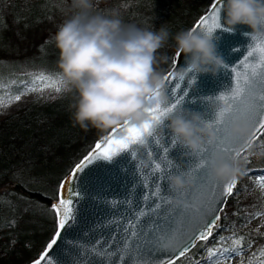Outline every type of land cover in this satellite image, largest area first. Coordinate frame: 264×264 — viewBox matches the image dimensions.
<instances>
[{
  "label": "trees",
  "instance_id": "obj_1",
  "mask_svg": "<svg viewBox=\"0 0 264 264\" xmlns=\"http://www.w3.org/2000/svg\"><path fill=\"white\" fill-rule=\"evenodd\" d=\"M70 0H0V93H16L29 81L32 70L52 76L59 72L58 49L46 39H32L50 17L61 15L58 26L71 14ZM209 0H100L95 11L119 8L125 23L174 35L189 28ZM174 41L158 50L156 65L162 74L171 64ZM75 94L60 91L35 97L0 117V264H25L44 247L55 230L51 201L63 175L94 140L106 131L74 126L70 105ZM256 141L264 143V132ZM254 140V141H255ZM264 167V158H249L245 169ZM212 236L196 241L178 264L202 260L204 245L236 240L245 247L264 235L247 224L248 211L231 195L219 214Z\"/></svg>",
  "mask_w": 264,
  "mask_h": 264
},
{
  "label": "water",
  "instance_id": "obj_2",
  "mask_svg": "<svg viewBox=\"0 0 264 264\" xmlns=\"http://www.w3.org/2000/svg\"><path fill=\"white\" fill-rule=\"evenodd\" d=\"M209 8L208 4L205 11L195 18L189 28ZM197 30L204 32L203 28H197ZM250 31L247 25L238 24L234 26L233 32L222 28L213 33L217 38L214 39L217 51L225 64L215 75L197 74L195 84L187 77L180 79L177 76L180 67L185 64V54L181 53L177 65L173 63L176 60L174 56L176 51H174L170 66L162 73L164 82L160 91L166 97V102L159 103L160 107H169L179 101L174 110L185 108L200 112L202 120L211 123V117L224 107L217 98L220 95L229 94L235 86L233 69L243 72L240 62L248 55V51L257 44L264 45V36H257L253 40V37L244 35L245 32ZM258 59V55L253 56L249 63H258ZM166 75L167 81H165ZM253 88L255 95L262 94L258 83L253 85ZM157 103L153 99L146 103V107H155ZM148 118L146 114V120ZM237 119L239 118L230 117L222 127L227 129L228 125ZM243 121L251 125V141L253 142L252 122ZM120 125L113 134L114 138L126 135L123 124ZM110 130L98 136L63 175L57 187V198L51 201L50 206L57 203L60 198L61 181L71 176L75 165L92 150L96 142H103V138ZM260 133L257 132L256 135ZM173 140L166 122H163L154 126L151 138L145 137L143 144L130 145L124 154L114 158V162L94 161L92 165L86 166L81 173H78L80 178L71 185L75 191L81 193L80 203H74L72 206L75 219L71 221L72 227L61 231L57 244L49 252L44 264H166L172 252L175 251L170 239L172 234H178L181 240H187L194 230L202 229L206 221L212 219L214 211L219 216L226 203L221 204L220 209L217 210V205L220 203L219 193L223 192L224 187L232 181L221 182L211 178L207 166L204 171L208 174L211 190L206 185H194V177L190 174L189 167L195 168L199 163V157L194 156L195 152L181 147L175 140V144L170 143ZM241 143L239 140L233 141L231 154L220 155L230 158L233 155L242 154L245 150L240 148ZM207 146L212 147V145ZM185 158H188L187 163ZM157 164L162 169L159 173L155 170ZM181 172L189 174L192 178L191 184L182 191V195L172 192L167 184L169 175ZM154 175L158 177L156 184H164L167 191H162V195L165 200L170 201V204L160 209L152 204L153 199H156L159 204V198L149 195L156 190V185L149 187ZM160 176L165 179L161 181ZM68 187L69 185L66 184L64 191L66 198H68ZM81 188L85 190L81 191ZM189 189L191 192L188 191ZM169 197L178 198L182 203L176 204ZM228 197L224 198L225 201ZM139 212L147 213V215L138 219ZM56 230L57 224L44 247L25 264H33L44 253L46 245L51 241ZM193 243L195 244L196 241Z\"/></svg>",
  "mask_w": 264,
  "mask_h": 264
},
{
  "label": "clouds",
  "instance_id": "obj_3",
  "mask_svg": "<svg viewBox=\"0 0 264 264\" xmlns=\"http://www.w3.org/2000/svg\"><path fill=\"white\" fill-rule=\"evenodd\" d=\"M99 0H70L71 14L58 26L49 42L58 49V77L62 91L74 93L70 105L74 126L84 131L109 130L124 121L139 125L146 120V103L153 97L165 103L163 75L157 70V53L169 40L175 51L185 54V64L177 76L195 84L197 74L215 75L225 62L217 51L214 34L186 28L172 35L161 26L158 30L125 23L119 8L97 12ZM222 27L233 32L238 24L247 25L248 37L264 36V0H223ZM172 137L181 147L196 152L202 144L212 145L216 132L204 122L200 112L185 108L168 112L162 118ZM159 124L155 125L158 126ZM228 135L243 142L242 150L256 159L264 158V146L251 141V125L234 120ZM245 159L238 154L230 158L214 153L208 164L211 178L228 182L244 175ZM192 182L181 172L167 177L174 193L185 190ZM253 194L264 202V183H256ZM174 203L180 204L178 198Z\"/></svg>",
  "mask_w": 264,
  "mask_h": 264
},
{
  "label": "snow or ice",
  "instance_id": "obj_4",
  "mask_svg": "<svg viewBox=\"0 0 264 264\" xmlns=\"http://www.w3.org/2000/svg\"><path fill=\"white\" fill-rule=\"evenodd\" d=\"M210 8L206 11L204 15H201L197 21L194 22L191 28H203L204 32L208 34H213L217 30L222 29L221 23V8L222 0H209ZM256 38L253 37V40ZM181 53H174L176 60L173 63L179 64ZM258 55V63H249L250 58ZM241 67L244 69L243 72L236 70L235 72V86L231 89L229 94L220 95L217 99L218 101L224 104L223 108H220L214 115L211 117V123L208 125L214 128L216 132V141L212 144V147L209 148L207 144H202L198 150L194 153V156L199 157V163L196 164L195 168L189 167L190 174L194 177V185H206L209 190H211V183H209L208 174L204 171L209 164L210 158L213 153L222 154L228 153L231 154V143L233 141L242 140L228 135L226 128L222 127L227 119L239 118L241 120H248L252 122L253 132L252 140L257 138V132H264V45L257 44L254 48L248 51V55L240 62ZM42 79V78H38ZM168 77L165 76V81ZM55 90L57 92L61 91L60 81H54ZM259 84L261 95H255L253 85ZM42 89L30 88L28 91H41ZM171 87L169 88V91ZM155 96V94H154ZM149 97L148 101L154 99ZM247 97V100H245ZM21 97L19 95L15 96V100L19 101ZM179 101L172 104L169 107L161 108L159 103L155 107H146L145 113L148 115V119L143 123L136 125L132 124L129 121H124L123 128L126 132V135L120 138H114V133L117 130L116 127L111 128L108 135L103 138V142H96L91 151L88 152L83 159L75 165L72 170L71 176L62 180L59 186L60 189V198L57 203L53 204L52 210L56 213V224L57 230L55 235L52 237L51 241L46 245L44 253H42L33 264H44V261L47 259L49 252L54 249V246L57 244V240L60 238L61 231L72 227L71 221L75 219L73 204L80 203L79 197L80 192L75 191L71 186L74 181L78 180L80 177L77 175L81 173L86 166L92 165L94 161H107L114 162V158H117L119 155L124 154L126 150L133 144H143L145 142V137L151 138L153 135L154 126L157 124H162V118L168 112L173 111ZM170 143L175 144V141H170ZM223 146V147H222ZM185 158V163H187ZM156 172L159 173L162 171L159 164L156 165ZM157 176L152 177V183L149 185H156V190L150 192L149 195L153 197H158L160 203L158 204L156 199L152 200V204L156 206L157 209L164 207L167 204H170V201L165 200L162 195V191H167L164 184H156ZM159 179L163 181L165 177L160 176ZM237 183L236 180H233L230 184L224 187L223 192L219 193L220 203L217 205V210L220 209V205L225 203V197L230 196L234 191V185ZM69 185L67 188L68 198L65 197V185ZM85 189L81 188V191ZM191 192V189L188 190ZM147 198V197H146ZM151 207V205H149ZM187 207V205L185 206ZM78 212V209H76ZM147 213L139 212V218L144 217ZM220 217L216 215L215 211L212 213V219L206 221L202 229H196L192 232L191 236L187 240H181L178 234H172L170 239L172 244L175 247V251L172 252L166 264H176V260L184 257L190 246H195L194 241H203L209 239L213 234V229L217 227V222Z\"/></svg>",
  "mask_w": 264,
  "mask_h": 264
},
{
  "label": "rangeland",
  "instance_id": "obj_5",
  "mask_svg": "<svg viewBox=\"0 0 264 264\" xmlns=\"http://www.w3.org/2000/svg\"><path fill=\"white\" fill-rule=\"evenodd\" d=\"M100 1V0H99ZM61 15H54L45 21V23L31 35L32 39H46L48 33H55L58 28V22ZM58 21V22H57ZM28 82L22 85L16 93H0V117L8 114L17 108L23 106L35 97H52L59 92L55 90L54 81H59L56 76L49 75L41 70H32ZM42 78V79H38ZM61 90L62 86L60 84ZM30 88L42 89L41 91H28ZM19 95L21 99L15 100ZM257 146H264L263 142L253 141ZM247 161L249 158L247 150L239 155ZM237 183L233 186L234 191L231 196L242 203V209L248 211V226L255 232L264 235V202L258 199V194H253L256 183H264V167L245 169L244 175L236 179ZM222 210V209H221ZM178 264V263H176ZM193 264H264V240H251L245 247L236 240H230L225 243H216L204 245L202 260Z\"/></svg>",
  "mask_w": 264,
  "mask_h": 264
}]
</instances>
